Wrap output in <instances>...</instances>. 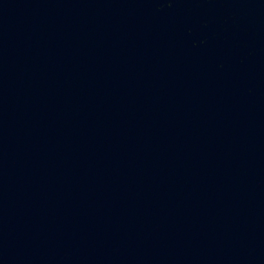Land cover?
<instances>
[{
  "label": "water",
  "instance_id": "95a60500",
  "mask_svg": "<svg viewBox=\"0 0 264 264\" xmlns=\"http://www.w3.org/2000/svg\"><path fill=\"white\" fill-rule=\"evenodd\" d=\"M0 264H264V0H0Z\"/></svg>",
  "mask_w": 264,
  "mask_h": 264
}]
</instances>
